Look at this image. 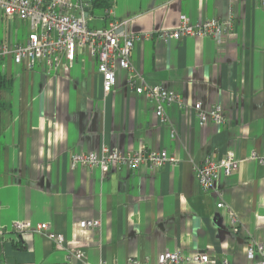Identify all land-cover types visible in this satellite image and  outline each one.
I'll list each match as a JSON object with an SVG mask.
<instances>
[{"label": "crops", "instance_id": "1", "mask_svg": "<svg viewBox=\"0 0 264 264\" xmlns=\"http://www.w3.org/2000/svg\"><path fill=\"white\" fill-rule=\"evenodd\" d=\"M89 11L93 28L111 18L129 34L154 37L135 45L131 60L142 81L181 97L166 107L137 95L118 71L105 94L97 60L87 51L58 71L32 70L7 58L0 64V264H157L164 252L206 254L211 264H247L255 241L264 249V3L261 0H110ZM97 12H100L99 14ZM232 21L221 42L183 37L160 40L179 28ZM28 23L0 19V44H24ZM221 106L225 123L201 126L194 110ZM103 147L133 153L167 151L175 163L151 172L75 168L71 157ZM234 153L239 171L199 186L195 166ZM223 203L222 208L217 205ZM100 227L83 229L84 221ZM41 223L65 238L14 233L16 223ZM82 252L85 258L74 256ZM262 256L256 257L260 262Z\"/></svg>", "mask_w": 264, "mask_h": 264}, {"label": "built area", "instance_id": "2", "mask_svg": "<svg viewBox=\"0 0 264 264\" xmlns=\"http://www.w3.org/2000/svg\"><path fill=\"white\" fill-rule=\"evenodd\" d=\"M188 1V0H181ZM264 3V0H261ZM90 0H0V19L22 21L28 23L30 33L24 44L10 46L0 44V64L12 58L17 66L24 65L32 70L43 63L49 70L58 71L73 66L77 57L87 51L92 59L97 60L98 71L103 81V91L110 94L117 83V73L122 70L128 73L127 84L137 94L144 96L155 104V114L161 124L167 122L165 108L177 105L184 108L180 96L169 92L161 86H151L142 81L134 68L131 54L136 44L148 41L151 34H129L127 21L111 18L108 9L105 16L109 17L107 27L93 28L89 11ZM180 26L172 32L158 34L160 40H179L183 37L213 38L218 42L224 40L232 31V21L223 23L210 20L192 25L185 15L180 17ZM201 126L212 122L216 125L225 123V114L221 106L205 110L201 103L194 106ZM254 159H260L253 154ZM175 158L167 151H153L143 148L137 152L126 153L119 149L103 147L100 152L81 153L71 157L70 164L75 168L98 169L107 174L113 168H127L131 171L147 167L151 172L163 168L166 164L175 163ZM240 161L234 153H228L223 159L206 158L195 166V175L199 186L204 191L212 189L219 178H230L239 171ZM223 207V203L217 205ZM83 229L93 230L100 227V222L89 220L81 223ZM27 231L46 235L58 246H63L65 238L50 232L45 223L33 225L29 222L16 223L14 233L23 235ZM7 235L0 229V237ZM74 256L84 259L82 252ZM247 264H264V249L259 243L252 241L247 249ZM262 256L260 262L256 257ZM127 264H140L136 259H129ZM157 264H211L206 254H183L181 252H164L157 258ZM224 264H228L224 262Z\"/></svg>", "mask_w": 264, "mask_h": 264}, {"label": "trees", "instance_id": "3", "mask_svg": "<svg viewBox=\"0 0 264 264\" xmlns=\"http://www.w3.org/2000/svg\"><path fill=\"white\" fill-rule=\"evenodd\" d=\"M109 1L110 0H90L91 3L90 11L109 8L110 7ZM1 84H3L2 77H0V85Z\"/></svg>", "mask_w": 264, "mask_h": 264}, {"label": "rangeland", "instance_id": "4", "mask_svg": "<svg viewBox=\"0 0 264 264\" xmlns=\"http://www.w3.org/2000/svg\"><path fill=\"white\" fill-rule=\"evenodd\" d=\"M98 14L100 13V12H97Z\"/></svg>", "mask_w": 264, "mask_h": 264}]
</instances>
